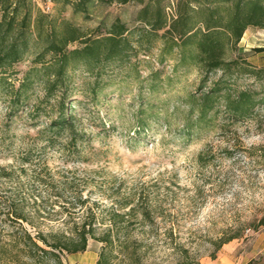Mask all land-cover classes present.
<instances>
[{
	"label": "rangeland",
	"instance_id": "374dc122",
	"mask_svg": "<svg viewBox=\"0 0 264 264\" xmlns=\"http://www.w3.org/2000/svg\"><path fill=\"white\" fill-rule=\"evenodd\" d=\"M30 1L34 19L42 12L69 21L86 38L106 35L120 19L132 48L94 72H69L66 89L84 140L45 131L58 115L62 92L48 96L44 76L14 102L27 72L41 67L34 60L44 42L35 32L24 58L0 67V264H32L25 230L33 236L70 231L89 208L99 218L97 234L110 231L116 242L105 247L90 239L86 251L64 253L65 264H96L103 251L111 264H264V108L233 121L222 105L189 135L190 97L204 74L193 64L178 66V48L164 51V30L153 33L138 20L140 1L92 3L88 13H75L63 0H53L46 13V0ZM258 49L264 47L240 41L226 57L264 69ZM231 83L264 96V75H234ZM80 198L86 205L74 206ZM128 203L138 210L129 213ZM115 210L128 214L115 220ZM20 211L28 222L16 218Z\"/></svg>",
	"mask_w": 264,
	"mask_h": 264
},
{
	"label": "trees",
	"instance_id": "16d2710c",
	"mask_svg": "<svg viewBox=\"0 0 264 264\" xmlns=\"http://www.w3.org/2000/svg\"><path fill=\"white\" fill-rule=\"evenodd\" d=\"M134 1L143 4L138 20L145 23L149 31L158 34L164 30L161 35L165 41L164 51L169 48L170 53L175 48L179 49L177 65L193 64L204 74L200 87L190 97L191 117L185 132L191 135L203 120H213L222 105L227 117L233 121L251 118L264 108V96L260 97L258 91L239 89L231 83L234 75L262 77L264 69L241 63L240 58L226 57L227 49L235 48L247 29L256 27L264 30V0H175L168 4H164L166 0H63L65 5H73L75 13H88L92 3L111 5ZM0 10V67H11L24 58L33 32L38 41L44 42L34 60L41 67L36 65L27 72L16 90L14 102L20 104L24 100V91L34 82L43 80L44 76L48 96L62 92L58 101V115L50 121L45 131L52 132L55 137L70 133L72 138L84 140L86 135L78 130V117L73 110L74 97L66 89L70 82L69 72L80 68L94 72L106 62L127 57L132 48L128 37L129 27L117 19L106 35L86 38L79 27L69 21L58 22L42 12L34 19L30 0H0ZM76 42L83 46L70 49L69 46ZM48 55L52 56L51 61H47ZM218 71L222 72L221 76L212 79V74ZM34 111L39 112L38 108ZM194 117L196 121L192 122ZM262 155L264 157V147ZM86 203V199L80 198L74 206H84ZM128 205L129 213L138 210V204ZM141 213L146 218L150 214L147 209L141 210ZM15 214L17 219L28 222L24 211ZM126 214L118 210L112 213L115 220L125 219ZM98 221L97 212L89 208L81 222L74 220L70 231L39 232L33 236L25 230L22 235L24 250L28 252L32 264H65L64 253L86 251L90 239L105 243V247L113 246L116 241L112 232L97 234ZM260 224L264 225V218ZM237 237L231 236L221 241L219 248ZM96 264H111L105 251Z\"/></svg>",
	"mask_w": 264,
	"mask_h": 264
},
{
	"label": "crops",
	"instance_id": "0c3cea01",
	"mask_svg": "<svg viewBox=\"0 0 264 264\" xmlns=\"http://www.w3.org/2000/svg\"><path fill=\"white\" fill-rule=\"evenodd\" d=\"M262 36H264L263 29L250 27L245 32L241 41H243L246 44V46L264 47V37Z\"/></svg>",
	"mask_w": 264,
	"mask_h": 264
},
{
	"label": "built area",
	"instance_id": "2783aa9c",
	"mask_svg": "<svg viewBox=\"0 0 264 264\" xmlns=\"http://www.w3.org/2000/svg\"><path fill=\"white\" fill-rule=\"evenodd\" d=\"M173 1H174V0H172V2H173ZM53 7H54V2H53V0H46V1H45L44 11H45L46 13H51L52 10H53ZM170 11L172 12L171 9H170Z\"/></svg>",
	"mask_w": 264,
	"mask_h": 264
}]
</instances>
